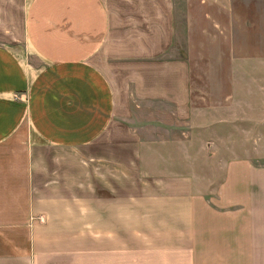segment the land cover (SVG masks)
<instances>
[{
	"label": "crops",
	"instance_id": "0c3cea01",
	"mask_svg": "<svg viewBox=\"0 0 264 264\" xmlns=\"http://www.w3.org/2000/svg\"><path fill=\"white\" fill-rule=\"evenodd\" d=\"M0 264H264V0H0Z\"/></svg>",
	"mask_w": 264,
	"mask_h": 264
},
{
	"label": "rangeland",
	"instance_id": "374dc122",
	"mask_svg": "<svg viewBox=\"0 0 264 264\" xmlns=\"http://www.w3.org/2000/svg\"><path fill=\"white\" fill-rule=\"evenodd\" d=\"M199 72L203 71V73L208 72L209 76H219V75H225L226 79H228V77H230L233 73L234 70H198ZM250 71V70H247ZM259 71V70H258ZM206 75V74H205ZM193 91L198 92L199 90H201L202 88L207 90H211L214 89L215 91H217V89H223V86H218V85H202L200 84V82H198V80H195V83L192 86ZM224 89L226 92H230L231 91V86L226 84L224 85Z\"/></svg>",
	"mask_w": 264,
	"mask_h": 264
}]
</instances>
